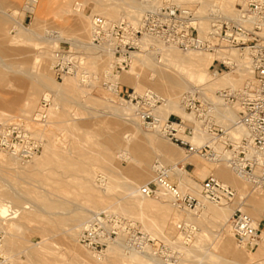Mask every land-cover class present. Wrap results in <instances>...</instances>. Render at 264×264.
Here are the masks:
<instances>
[{
	"label": "rangeland",
	"instance_id": "374dc122",
	"mask_svg": "<svg viewBox=\"0 0 264 264\" xmlns=\"http://www.w3.org/2000/svg\"><path fill=\"white\" fill-rule=\"evenodd\" d=\"M26 1L28 0L0 2V54L4 63L15 65L21 70H29L30 75L47 73L50 76V86L44 89L37 106L30 112L24 111L19 105L25 88L15 81L12 84L1 81L0 96L12 101L18 100L17 109L4 108L5 111H10L9 119L32 117L41 107L46 94L51 97L54 107L49 112V122L44 127L33 124L39 129L42 143L38 162L27 163L29 160L20 158L15 162L0 155V229L5 232V264H142L138 261L140 256L149 259L150 264H164L165 258L170 260L171 264L262 263L264 206L258 209L252 198H264V192L252 190L251 183L238 176L228 163L215 164L198 154H189L183 146L162 133L157 134L153 127L145 126L141 118L137 125L120 115V109L129 104L135 106V102H131L127 94L144 96L154 91L150 79L154 66L144 59L154 58L155 61H161V51L165 46L163 48L157 45V40L154 39V43L152 38L146 43L145 49L142 45L135 50L139 56L132 55L131 62L126 67L117 68L115 59H112V71L118 73H115L111 80L107 67L101 63L104 60L100 57L101 47L92 44L93 17L101 15L111 20L104 14L112 11L114 6L119 9H116L118 15H114L115 21L120 20L122 15H127L139 23L144 10L150 6L165 3L184 5L187 1L35 0L33 9L25 7ZM222 1L205 0L201 8L198 1H192L188 3L192 5L187 6L196 8L199 16H204L207 26L210 27V5ZM223 3L231 16L228 19L237 18V5L241 2L228 0ZM79 21H87L88 25L84 23L82 27H78ZM228 48H231L229 44ZM57 49L71 51L81 57L77 71L62 79L56 78L53 68V54ZM181 51L187 52L182 49ZM238 52L241 57L247 55L240 50ZM205 53L208 51H204ZM42 61L45 62L44 65L38 68ZM231 67L229 65L228 69L220 74L214 73L209 65L207 69L220 76L233 71ZM112 82L119 83L118 94L106 88L107 83ZM244 82L245 79L238 80L235 87L243 86ZM155 93L157 91L154 95L159 101L155 103L154 99L152 108L164 102L163 95ZM182 94L184 96L185 92ZM235 108L236 111L239 110L238 106ZM186 111L190 113L189 110ZM223 111L222 106L217 121L229 126L231 122L224 118ZM133 112H138L135 107ZM193 121V118L186 119L188 124ZM203 134V141L193 137L192 142L201 144L211 139L206 133ZM159 139L167 143V146L160 148L157 144ZM49 140L56 145L51 150L45 146ZM1 152L12 155L0 149ZM104 154H110L112 159L104 160ZM94 158L97 160H93ZM159 160H162L167 168L177 163L185 171V181L193 188L199 189V185L212 172L232 186L237 196L230 203V210L240 203L245 207L243 211L249 212L251 209L250 215L254 214L256 221L261 222L258 241L240 242L230 225L231 212L228 219H225L222 210L220 214L213 212L210 207L227 208L223 204H213L211 200L206 202L209 207L197 203L196 207L187 212L188 209L176 208L170 197L162 196L159 192L156 196H145L150 202L139 205V201L124 185L131 182L141 186L155 179L157 173L153 166L159 164ZM191 161H194L198 168L190 164ZM217 165L218 170L215 172ZM144 169L149 172L146 179L140 177V172ZM228 172L237 176L241 183H228L224 177ZM167 174L172 182L200 201L198 195L179 185L173 171H168ZM195 183H198V187ZM50 203L52 205H49ZM104 209L134 222L137 229L147 235V239L142 242L137 238L135 246H130L125 239L129 235H126L118 240L122 244L120 248H116L119 249L116 252H107L109 246L100 250L99 254L91 253L88 259L86 255L94 250L80 243L79 235L91 216ZM8 210H13L14 214L7 216ZM80 214L87 216L85 219H77ZM187 217L188 219H185ZM138 236L142 234L137 233ZM141 243L143 245H140ZM163 246L167 248L165 258L157 253V249ZM131 247L139 253L134 252L136 254L131 255L118 252L120 249L127 252Z\"/></svg>",
	"mask_w": 264,
	"mask_h": 264
},
{
	"label": "built area",
	"instance_id": "2783aa9c",
	"mask_svg": "<svg viewBox=\"0 0 264 264\" xmlns=\"http://www.w3.org/2000/svg\"><path fill=\"white\" fill-rule=\"evenodd\" d=\"M237 11L238 17L234 19L213 14L206 35L200 33L199 14L193 6L174 3L150 6L144 10L139 23L129 16L112 22L101 15H95L93 43L112 49L117 68L128 66L135 50L141 48L143 41L150 38L187 51L218 52L228 48L229 44L245 55L247 53L253 81L241 89L233 90L227 87L217 91L222 102L239 107L235 121L229 126L217 121L220 107L213 101L204 99L197 91L186 93L183 100L185 110H189L195 120L191 124L172 114L161 122L152 112V101H159L152 92L144 96H127L131 102H135L145 126L159 127L165 136L183 146L189 154H198L209 160L223 159L247 178L254 189L264 192V0H243L237 5ZM80 59L74 52L55 50L53 68L56 78L62 79L76 72ZM229 65L231 64H228L227 60L215 58L209 68L220 74L227 70ZM51 105V97L45 96L41 107L32 117L0 121V149L22 160H31L38 155L42 143L39 129L33 124L44 127L49 122ZM199 131L218 140L220 150H216L209 141L193 143L192 138ZM156 165V178L143 186L140 192L146 196H156L163 190L176 207H196L199 203L197 199L192 194L183 192L172 182L164 166L160 163ZM201 186L202 193L214 203L228 204L237 196L232 186L214 175L208 176ZM11 213L14 214V211L8 210L7 216H12ZM230 225L240 242L254 243L260 237L261 222L257 224L240 208L232 214ZM137 233L142 236L137 237ZM123 238L128 245L135 246L137 238L144 242L147 235L138 230L131 220L104 209L91 216L79 235V242L91 250L100 251ZM166 249L165 246L157 249L159 256L165 258ZM4 252L5 232L0 229V264L7 262ZM169 261L165 258L164 264H171Z\"/></svg>",
	"mask_w": 264,
	"mask_h": 264
},
{
	"label": "bare ground",
	"instance_id": "6f19581e",
	"mask_svg": "<svg viewBox=\"0 0 264 264\" xmlns=\"http://www.w3.org/2000/svg\"><path fill=\"white\" fill-rule=\"evenodd\" d=\"M34 1L35 0L26 1L27 3L25 5V7L29 8V9H33V2ZM185 1H187V2L183 3L184 5H182V4H179V5H182V6L192 5V4H188V3H191L192 1L193 2L198 1L197 3H199V5H200L199 7L201 8V7H203V4L205 3V0H185ZM227 1L228 0H223L222 3H220V2L212 3L210 5L211 15H210V17L209 16L208 17L211 18L214 14L218 17L230 18L231 16H229V14H228V9L225 6V3H223V2H227ZM239 1L243 2V0H239ZM0 2L4 3V0H0ZM31 4H32V7H31ZM115 7L116 6L112 7V11L106 12V14H104V15H107V17H109V19H111L109 21H112V22L115 21L114 15L118 13L116 11L117 10L119 11V9H117ZM66 10H64V11L66 12ZM77 14L83 15L81 13H77ZM120 14L121 13H119V15ZM136 14H138V13H136ZM126 16L125 15H122L121 17L119 16L120 17L119 19H123ZM205 20L206 19L204 18V16L203 17L199 16L198 25L200 28V33L202 35H206L208 30H209V27L207 26V23ZM84 23L87 24V21H79V22H77V26L82 27V25H84ZM137 23H138V21H137ZM149 40H152V38L146 39L143 41L142 45H143L144 49H145L146 43ZM153 42L155 43L154 39H153ZM156 42H157V45H160L161 47L165 46V48L163 47L164 48L163 51H161L162 52L161 61L160 60L155 61L154 58H152V59L151 58H145L144 60L149 64L152 63L154 66V69L152 71L153 73L150 74V79L152 80V89H154V91H152L153 94L155 91H157V93H159V95H163L162 98H163L164 102L161 105L152 108V110H153L152 112L156 116L159 117L160 121L163 122L170 115V113H175L177 115H181L182 117H184L185 120L186 119L192 120L193 117H192L191 113H188L185 110L184 104H182V102H183L181 100L182 96H183L182 93L185 92V94H186V92L197 91V92H200L201 96L204 99H209V100L213 101L214 103H216L217 107L223 106L224 111L222 112V114H223L224 118L229 120L231 123H233L235 121L237 113H238V111H236V108H235V106H237V105L236 104H234V105L225 104L219 98L216 91L222 90V89L227 88V87L229 89H233V90L241 89L245 84L251 83L253 81V79H254L253 73L249 67V62H248L247 57H246L247 55L244 57H241L239 55L238 50L234 49L232 47L231 48H223L222 50H218V52H208L205 54H204V50H188L186 53H183L181 51V49H179L175 45H166L163 42L158 41V40ZM92 44L94 46L101 47L102 53H101L100 57L104 58V60L101 63H102V65L107 67L106 68L107 73L109 74V76L111 77V80H112L115 73L116 74L118 73V71H116V72L112 71L113 70L112 59L116 60V58L113 56L114 54H113L112 49L109 46H100V45H97L95 43H92ZM160 49L162 50V48H160ZM137 56H139V54L134 52L133 57H137ZM215 58L227 60L228 64H231V66H232L231 68H233V71L226 72L220 76H216V75L212 74L210 71H208L207 66L209 65V67H210V65L212 64L211 62H213V60ZM45 60L46 59H44V61ZM3 61H4V58L0 54V83L2 81L3 83L11 82L10 84H12V82L15 81L16 83L24 86L25 94L23 95L24 96L23 99L21 98L22 102L19 105H21L22 109L26 112L32 111L37 106V103L40 99V95L43 93L44 89H46L47 86H50V84L48 83L50 76L47 73L45 75H30L29 70H21L19 67H16L15 65L11 66L8 63L7 64L4 63ZM44 61L39 63L38 68H40L41 66L44 65V63H45ZM111 72H112V74H111ZM234 73H236V75H234ZM84 77H86V76H84ZM240 79H245V82H244L245 84L239 88L235 87L237 81ZM118 84H119L118 82H114V83L112 82L109 84L107 83L106 88H109V90L112 93L118 94L119 93ZM226 85H228V86H226ZM157 93H155V94H157ZM185 94H184V96H185ZM46 96H48V94H46ZM184 96H183V100H184ZM159 97H161V96H159ZM16 101H18V100L12 101V99L9 100L7 97L0 96V121H4V120L9 119L8 117L10 116V114L8 112H10V111H8V112L5 111L4 110L5 107L10 108L11 110L18 108V106H17L18 103ZM53 107H54L53 105H52V107H50L49 112L52 110ZM134 107L136 108V106H134ZM134 107L130 106V104H129V106H125L124 108L120 109L119 112H120V115H122L125 119L129 120L130 123L138 125V123H140V120L142 118H141L139 112H137V113L133 112ZM227 113H229L230 115H228ZM153 128L157 134L162 133L159 127H153ZM240 133H242V130H240ZM193 139H196V140L198 139V140L203 141V139H205V137H204V134L202 132H197L196 136H194ZM208 141L211 142L212 146H214V148L216 150H220V147H219L220 143L218 142V140H215L214 138L211 137V139ZM157 144L160 148L167 146V143H165L164 141H162L160 139L157 140ZM45 146H46V149H49V150L56 147L55 143L52 142L51 140L46 142ZM9 154H10V152H9ZM0 155H3L6 158L11 159L15 162L19 159L17 156H15L13 154L8 155V154H4L1 152ZM40 156L41 155H36L34 158H32L31 160L26 161V162L27 163L28 162H34V163L38 162L40 160L39 159ZM103 159L108 161V160H111L112 157L110 156V154L109 155L104 154ZM93 160H97V158H94ZM170 161H172L171 158H170ZM210 161L215 163V164H221L223 162H226L223 159H216V160H210ZM158 162L160 163L161 166H164L166 168L167 172L168 171L174 172V175L178 178L179 185L181 187H183L184 189H189L192 193L199 196V198H200L199 204L201 206L209 207V205H206V202L210 201V199H208L202 193V186L199 185V189H196V188L189 186V184H187V182L185 181L186 176H185V171L183 168H180L177 163H175L172 167L167 168L164 165V163L162 162V160H159ZM218 166L219 165L216 166L215 172L218 170ZM154 167L156 169L158 167V165L155 164L153 166V168ZM211 175L216 176L213 172L211 173ZM237 175L240 176L241 178H244L245 180H247V178L242 176L239 172H237ZM148 176H149V172L146 169H144L140 172V177L142 179H146V178H148ZM216 177L219 178L218 176H216ZM224 177L228 181V183H230V184L239 185L241 183V180H239L237 176H235L229 172L225 173ZM146 184L147 183L139 186L137 183H131L130 182L129 184H127L128 186L126 185V183L124 185L125 187H128V189L126 188V190H129L130 194H132L139 201L138 202L136 200L139 205L144 204V203L148 204L150 202V201L146 200V197H145L146 195H142V193L140 192V189L143 186H145ZM195 184H196V187H198V183H195ZM181 190L185 193H188L187 191H184L183 189H181ZM252 190H256V189H254V187H252ZM125 193H126V191H125ZM161 194H162V196L169 198V195L167 194V192L162 190ZM252 201H254V204L258 207V209H260L264 206V198H261V197H256L254 199L252 198ZM213 204H214V202H213ZM49 205H52V203H50ZM223 205L226 206L227 210L222 206L218 207V209L215 206L210 207V208H212L213 209L212 211L217 213V214H220V210H222L223 216H225V219H228L230 212H231V216H232L233 212L237 208H240L242 210H244V208H245L242 203L238 204V206L236 208L231 209V210H230V203L223 204ZM222 208H224V209H222ZM186 209H188V208H185V210ZM188 211H190V209H188L187 212ZM250 211H251V209L249 210V212H247L249 215H250ZM124 212H126L125 209H124ZM251 215L250 216L256 221V219L253 216L254 214H251ZM86 216H87L86 214H80L77 216V219H85ZM186 216H187V214H186ZM185 219H188V217ZM256 223L258 224L259 221H256ZM120 244H122L121 241H117V242L113 243L112 245H110V247L108 248L109 250H107V252H109L110 250H111L110 254L113 252H116V250H119L116 248L117 247L120 248V246H121ZM145 244H147V243H145ZM124 250H126V249H124ZM118 252H121L122 254L129 253L131 255H135L136 253H139L134 248L132 249V247L127 252L122 251L121 249ZM134 252H136V253H134ZM91 253L92 254H99V251L89 252V254L86 255V257L88 259H90ZM122 254H120V255H122ZM153 259H155V258L153 257ZM138 261H140L142 264H150L148 262V261H150L149 259L148 260L143 259V257H141V256H140V259H138ZM160 263H161V261H160ZM113 264H117V263L114 262ZM234 264H235V262H234ZM260 264H264V259L262 260V263H260Z\"/></svg>",
	"mask_w": 264,
	"mask_h": 264
},
{
	"label": "crops",
	"instance_id": "0c3cea01",
	"mask_svg": "<svg viewBox=\"0 0 264 264\" xmlns=\"http://www.w3.org/2000/svg\"><path fill=\"white\" fill-rule=\"evenodd\" d=\"M190 164H194V165H196L197 168H198V165H197L194 161H191ZM186 170H187V169H186ZM187 172H188V170H187Z\"/></svg>",
	"mask_w": 264,
	"mask_h": 264
}]
</instances>
